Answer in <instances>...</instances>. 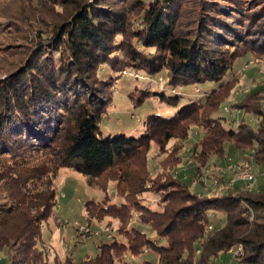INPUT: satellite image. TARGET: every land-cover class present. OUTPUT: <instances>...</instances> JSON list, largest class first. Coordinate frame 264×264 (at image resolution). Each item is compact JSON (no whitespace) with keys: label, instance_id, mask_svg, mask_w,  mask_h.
<instances>
[{"label":"trees","instance_id":"obj_1","mask_svg":"<svg viewBox=\"0 0 264 264\" xmlns=\"http://www.w3.org/2000/svg\"><path fill=\"white\" fill-rule=\"evenodd\" d=\"M46 2L68 9L54 20L51 44L39 50L43 54L34 56L33 63L30 59L20 70H9L8 81L0 83V253L7 257L2 264H128L127 252L155 256L156 261L143 264H214L239 245L243 260L264 264V187L259 186L251 192L238 186L219 193L210 188L198 196L180 180L166 178L155 186L156 193L169 191L157 208L137 203L134 211L122 195L113 202L107 187L103 201L85 204V225L95 232L94 221L119 219L124 228L111 234L110 243H104V234L77 235L79 243L91 241L98 248L77 261L51 256L42 240L43 227L58 204L55 180L60 169L83 174L91 186L108 174L106 179L117 181L119 191L133 194L132 199L147 191L142 152H149L152 142L164 148L176 131L182 130L186 139L190 122L204 131L203 161L222 156L232 145L234 161L249 152L255 167L264 171L262 91L234 104L258 118L255 127L243 118L226 128L222 120L228 118L221 117L222 103L231 95L225 93L235 78V61L264 52V0ZM133 13L142 18L136 28ZM193 13L199 17L191 18ZM106 64L116 70L108 81L98 75L99 66ZM126 70L147 79L165 74L166 87L174 92L230 77L171 118L146 116L138 139L124 134L105 139L100 124L115 95L106 84L113 87ZM153 84L161 85L151 79V88L135 87L128 95L134 107L166 98L154 92ZM215 216L224 221L222 227H213Z\"/></svg>","mask_w":264,"mask_h":264},{"label":"rangeland","instance_id":"obj_2","mask_svg":"<svg viewBox=\"0 0 264 264\" xmlns=\"http://www.w3.org/2000/svg\"><path fill=\"white\" fill-rule=\"evenodd\" d=\"M43 2L44 0H0V83L3 82L4 84L8 81L5 75L9 70L16 68L20 70L34 56L33 59L39 57V54H43V51H39L40 49L51 44L49 43V38L55 27L54 20L59 18V15L66 14L65 10L68 9L61 7V5H54L52 2L44 4ZM141 14L133 13L130 15L133 27L136 28L140 25ZM193 17H199V15L193 13L191 18ZM42 32L44 34L39 37ZM234 65L233 75L235 78L227 85L225 93L227 96L230 93L231 95L222 103L221 110L224 112L225 108L232 107L240 110L241 113L237 114L239 116L235 119L225 114V112L221 113L222 118H228L222 120L223 126L226 128L235 126L236 123H239L244 118L255 127L258 124V118L253 114H245L243 110L234 104L241 103L247 94L262 91L261 95L264 97V52L244 55L237 59ZM115 71L111 65H100L98 75L102 80L108 81L116 73ZM122 75L123 78L115 82L113 87L112 83L109 86L106 84L110 91L114 90L115 95L112 110L100 124L101 137L105 139L121 134L138 139L144 133L143 119L146 116L159 114L165 118H171L179 109L188 104L191 99L200 97L203 99L202 97L205 93L217 89L230 77L225 78L218 84L207 83L199 87L188 86L178 89V92H174L171 88L166 87L167 78L165 74H159L151 79L161 83V85L159 87L158 84H153L152 89L155 93L164 94L166 98L154 97V99L151 98L143 105L134 107L132 105L133 101L129 99L128 95L135 87L141 89L151 88V86H148L151 79H147L145 75L142 76L139 73L127 70L123 71ZM176 97H179L177 105L169 102L170 99H175ZM262 104L264 108V100ZM190 123L186 139L181 137L182 130L180 132L176 131L177 137L170 140L164 148L152 142L149 152H142L147 191L132 199L130 197L133 194L130 196L125 194L122 192V188L119 191L117 181L109 182L108 178L106 179L105 176L108 174L97 181L99 185L91 186L83 174L67 168L60 169L55 180L58 193L55 215L45 224L42 231V240L49 246L50 255L53 256L58 253L59 256L65 257L68 252V246L71 245H76L74 259L77 261H81L87 254L94 255L98 252L97 246L91 241L78 244L77 246V243L71 237H66L62 232L59 234V229H63V231L69 230V232L73 233L75 232L74 224L85 225V219H87L85 204L88 201H103L104 190L107 187L110 196L113 197V202L117 201L116 203H118L121 201L119 197L122 195L126 198V207L132 211L137 209V203L155 208L163 195L169 192L156 193L155 190V186L164 183L166 178L180 180L191 192L198 196L208 193L210 188L217 189L218 193L222 192L229 180L234 177L228 170V165L230 164L228 160L235 158L230 155V153H234V148L230 145L226 147L225 154L222 156L213 155L207 161H203L199 152L201 151L204 131L198 123ZM249 154L247 152L246 155L249 156ZM254 174L257 187H264V171L258 170L254 165ZM92 225L94 231L100 235L104 234V243H110L112 240L107 237L111 236V234L119 235L118 232H121L119 230L124 228L120 220L112 216H105L102 221H94ZM132 225L136 226L135 222ZM212 225L214 228H220L224 225V221L215 216L212 219ZM138 228L148 234L150 233L147 227ZM59 241L62 242L60 246L63 248L59 247V249H56ZM126 256L128 257V264H143L144 261H156L154 255L145 253L132 256L127 252ZM5 258H7L6 254L0 253V264L3 263ZM230 258L231 255L219 256L214 264H227Z\"/></svg>","mask_w":264,"mask_h":264},{"label":"built area","instance_id":"obj_3","mask_svg":"<svg viewBox=\"0 0 264 264\" xmlns=\"http://www.w3.org/2000/svg\"><path fill=\"white\" fill-rule=\"evenodd\" d=\"M225 114L229 115L233 119H235L237 114H240V110L232 107H227L224 109ZM233 159H229L228 161L230 164L228 165V170L233 174V178H231L228 184L225 186V189H234L237 186L240 190L243 191H255L258 190L256 184V177L254 174V164L252 157L248 156L246 158H242L239 161L233 162ZM77 231L78 235H81L82 238H88L86 234H90L92 236H100L98 232H93L90 230L86 225L76 223L73 225ZM213 227L210 226L209 229L211 230ZM108 236L107 238H110ZM75 245L68 246V251H73ZM243 256V247L239 245L232 253L230 262L228 264H258L256 262L246 261L242 259Z\"/></svg>","mask_w":264,"mask_h":264},{"label":"crops","instance_id":"obj_4","mask_svg":"<svg viewBox=\"0 0 264 264\" xmlns=\"http://www.w3.org/2000/svg\"><path fill=\"white\" fill-rule=\"evenodd\" d=\"M74 230H75V232H73V233H71V232H69V230H65V231H63V229H59V234H61V232L66 236V237H71L72 238V240H75V242L77 243V244H81V243H79V239L77 238V231H76V229L74 228ZM61 241V240H60ZM59 241V245H58V247L56 248V247H54V248H56V249H59V247H62V246H60V243L62 244V242H60ZM76 246V245H75ZM78 246V245H77ZM63 248V247H62ZM59 251V250H58ZM68 251V250H67ZM76 252V248L74 247V249H73V251H71V252H67V255L66 256H72L73 258H74V254H76L75 253ZM223 257V256H222ZM84 259V258H83ZM76 260V259H75ZM228 262H230V261H228ZM228 262H227V264H228ZM224 264V263H223Z\"/></svg>","mask_w":264,"mask_h":264}]
</instances>
